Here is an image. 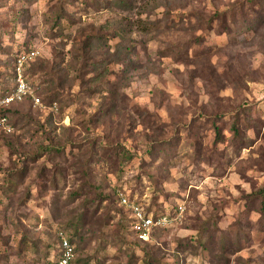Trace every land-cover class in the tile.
I'll use <instances>...</instances> for the list:
<instances>
[{
	"label": "rangeland",
	"instance_id": "1",
	"mask_svg": "<svg viewBox=\"0 0 264 264\" xmlns=\"http://www.w3.org/2000/svg\"><path fill=\"white\" fill-rule=\"evenodd\" d=\"M31 49L59 92L0 128V264L73 230L80 264H264V0H0V94ZM118 191L183 221L138 241Z\"/></svg>",
	"mask_w": 264,
	"mask_h": 264
},
{
	"label": "built area",
	"instance_id": "2",
	"mask_svg": "<svg viewBox=\"0 0 264 264\" xmlns=\"http://www.w3.org/2000/svg\"><path fill=\"white\" fill-rule=\"evenodd\" d=\"M36 56L37 51L34 49L16 53L13 64L14 86L10 91L0 94V107H8L13 101L22 100L25 96H31L35 105L43 107L40 98L34 95V90L24 75L25 64ZM0 128L5 131L11 130L5 115L0 116ZM116 195L119 205L128 212V228L138 241H148L151 239L153 231L169 228L183 221L185 206L181 202L171 207L167 212H156V210L141 204L139 200L131 199L123 192L118 191ZM57 235L56 259L53 264H78L75 263L74 244L63 232H59Z\"/></svg>",
	"mask_w": 264,
	"mask_h": 264
},
{
	"label": "trees",
	"instance_id": "3",
	"mask_svg": "<svg viewBox=\"0 0 264 264\" xmlns=\"http://www.w3.org/2000/svg\"><path fill=\"white\" fill-rule=\"evenodd\" d=\"M12 70H13V67H12ZM13 76H14V74H13ZM53 76V75H52ZM48 82H50L49 80L48 81H46V83H48ZM54 85V84H53ZM58 92H59V88L58 87H55V85L53 86V87H51L50 89H47V91H46V93H45V96H43L42 98H41V101L43 102V104H46V105H49V106H51L53 103H55V102H53L54 101V99L58 96ZM27 98H31L32 100H33V98L32 97H30V96H25L22 100H16V101H13L8 107H4V108H1L0 109V115H7L9 112H15V109H13V108H9V107H13L14 105H16V104H18V103H21L23 100H25V99H27ZM237 122V120L235 121V122H233V125H232V127H233V129H234V127H235V123ZM234 133H237V130H235L234 129ZM31 152V151H30ZM37 153H35L34 155H33V158L34 157H37ZM26 170V168H25V166H24V170H23V172ZM78 192L80 191V190H77ZM80 193H81V191H80ZM85 192H83L82 193V195L84 194ZM260 194H262V195H264V190H262V191H259L258 193H256V195H260ZM116 197H117V195H116ZM117 202H118V197H117ZM83 206L84 207H86L87 206V201L86 202H84V204H83ZM119 207L120 208H122L120 205H119ZM123 209V208H122ZM260 211H264V202L262 201V203H261V206H260ZM124 213H125V218H124V220H126V224H127V226H128V221H129V217H128V212L126 211V210H124ZM126 214H127V216H126ZM111 216H109L108 217V215L106 216V214H105V216H103L102 217V219H101V226H104V224H106V222L108 221V218H110ZM164 229V228H163ZM157 230H160V229H157ZM74 231V233L71 235V236H69L68 238H69V240H70V242L71 243H73L74 244V242H75V240L77 239V238H80L79 237V233L78 232H75L76 230H73ZM156 231V230H155ZM155 231H153V233H152V235H151V239L154 237V234H155ZM78 236V237H77ZM143 243H146V242H149V240L148 241H142ZM55 259H56V257H55ZM54 259V260H55ZM54 262V261H53ZM75 263H78V264H80V260H78L77 258H75Z\"/></svg>",
	"mask_w": 264,
	"mask_h": 264
}]
</instances>
